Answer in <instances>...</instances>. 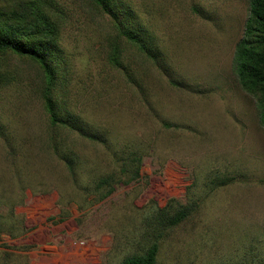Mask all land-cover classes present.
<instances>
[{"label": "rangeland", "instance_id": "obj_1", "mask_svg": "<svg viewBox=\"0 0 264 264\" xmlns=\"http://www.w3.org/2000/svg\"><path fill=\"white\" fill-rule=\"evenodd\" d=\"M107 2L0 0L50 68L0 51V264H121L155 240V264H264L259 93L233 64L249 0Z\"/></svg>", "mask_w": 264, "mask_h": 264}, {"label": "trees", "instance_id": "obj_2", "mask_svg": "<svg viewBox=\"0 0 264 264\" xmlns=\"http://www.w3.org/2000/svg\"><path fill=\"white\" fill-rule=\"evenodd\" d=\"M105 10H108L107 0H92ZM32 11V8H29ZM35 13L43 21L49 19L43 11L35 10ZM36 17V16H35ZM47 23V22H46ZM34 22H29V26ZM48 24V23H47ZM48 28L53 29L51 24ZM8 32V31H7ZM24 32V31H23ZM18 29H11L9 33L0 31V51H12L22 56H28L40 63L45 69V73L50 71L47 59L44 54L40 53L38 48L27 47L18 39ZM23 34V33H22ZM26 34V33H25ZM127 37L134 43H138V38L132 33H127ZM38 46L46 48L53 42L44 40ZM234 69L242 87L251 93H259L258 107L259 116L262 126L264 127V0H249V16L246 22L243 37L237 42L233 59ZM48 88L43 93V98L53 119H56L55 107L50 97L51 85L53 78L50 76ZM138 175V171H135ZM186 210L180 209L174 216H168L163 221L167 226L178 224L186 216ZM158 251V242L155 240L142 253H134L126 256L121 264H155Z\"/></svg>", "mask_w": 264, "mask_h": 264}]
</instances>
